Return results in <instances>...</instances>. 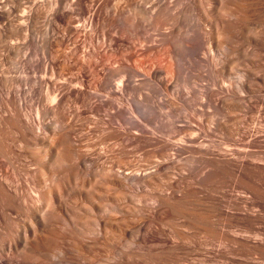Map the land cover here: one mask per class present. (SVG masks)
<instances>
[{"label":"bare ground","instance_id":"bare-ground-1","mask_svg":"<svg viewBox=\"0 0 264 264\" xmlns=\"http://www.w3.org/2000/svg\"><path fill=\"white\" fill-rule=\"evenodd\" d=\"M213 2L214 7L206 10L208 15L204 4L196 0L212 30L202 34L192 26L193 33L186 36L183 31L189 27L182 30V25L192 9L180 6L181 0H55L47 5L42 0H0V264H181L183 255L198 248L188 238L198 242L192 236L197 234L200 240V233L215 243L231 237L230 243L237 245L230 244L234 255L260 259L244 264H264V232L258 228L264 224V129L256 137L253 130H244L243 121L227 115L232 125L215 124L229 134L228 142L195 146L197 135L185 139V145L173 148L175 153L170 154L171 145L157 141L159 146L153 144L150 153L158 160H153L151 167L130 160L132 151L127 149L141 150L152 144L126 133L140 129L135 124L128 127L130 122H125L123 113L147 116L146 112L151 114L148 110L156 109L149 95L143 94L138 105L133 102L134 95L143 93V86L152 80L160 81L165 91H173L180 75V58L183 54L195 58L206 44L203 35L211 43L210 49L229 51L216 70L220 79L230 82L243 73L241 89L254 93L253 98L259 92L256 87L264 83V0ZM49 10L52 31L61 29L62 35L52 34L42 46L38 24ZM149 30L155 32L153 39ZM88 33L90 49L85 45ZM137 42L149 43L141 47L154 50L156 62L168 59L170 65L167 63L166 69L149 65L148 60L141 61L146 56L136 60ZM125 60L135 61L136 68L123 67ZM117 63L119 66L110 67ZM50 64L60 67L50 73ZM163 75L167 78L162 79ZM135 77L139 79L131 82ZM100 93L107 101L95 106L92 101ZM213 97L207 93L205 100L217 112L241 108L232 97L219 100V104ZM257 98L264 110V98ZM70 112L77 121H89V116L82 119L85 112L99 117L94 120L95 130L105 133L101 145L114 140L118 146L112 161H106L107 155L99 149L100 153L91 149L88 154L87 149L97 145L76 140L75 124L62 126ZM102 112L112 114H105L109 116L105 120L100 117ZM50 116L53 122H49ZM141 118L151 123V117ZM116 119L127 124L126 132L112 129ZM187 148L192 156L199 155V174L183 182L184 186L172 185L168 196L149 193L146 187H167L166 180L176 165L173 156ZM93 155L96 157L91 158ZM30 187L36 196L30 195ZM234 189L248 196L230 194ZM214 192L222 196L216 198ZM149 199L157 203L153 208L156 214L149 223H140L150 217L143 218ZM136 201L143 205L135 206ZM152 222L159 227L153 228ZM180 225L196 226L199 232L183 235ZM163 226L170 228L172 236ZM221 227L241 230L229 237ZM229 253H221V258L229 262Z\"/></svg>","mask_w":264,"mask_h":264},{"label":"rangeland","instance_id":"rangeland-1","mask_svg":"<svg viewBox=\"0 0 264 264\" xmlns=\"http://www.w3.org/2000/svg\"><path fill=\"white\" fill-rule=\"evenodd\" d=\"M50 1L53 2L55 0H42L44 5H47ZM200 1L202 2V4L205 5V6L202 5L205 13H207L208 10H210L211 8L214 7L213 0H200ZM204 1H206V2H204ZM182 2H183V4H182ZM181 4L182 5H180V6L187 5L188 7H190L192 9L191 10L192 14L189 15L190 17H188V19L182 25L183 28L181 27L182 30L183 29L187 30V28L189 27L188 28L189 31L188 30L186 32L183 31V33L186 36L191 35L193 33L191 31L193 29L192 26L194 28H197L198 30H200L202 32V34L203 33L204 34L209 33L212 30L211 29L212 27H210L211 26L210 22L208 20L206 21V19L203 18L204 17L202 15L203 13L197 8L196 0H183V1L181 0ZM179 7H177V9ZM193 8H194V10H193ZM193 11H194V14H193ZM50 13H51V11L49 10L48 13H47V16L45 18H43L40 21V23L38 24V35H39V38H40V45H42V46L46 45L47 39H49L52 36V34H56L57 33L56 36H61L62 35V30L61 29L60 30H55L54 32L52 31L51 25H49V21H50V18H49L50 16L49 15H50ZM210 18L214 19L211 16H210ZM208 22H209L210 25L208 24ZM197 24H199V25H197ZM195 25H197V26H195ZM187 32L189 34H186ZM154 33H155L154 31L149 30L148 35H150V37H151V35H153ZM184 34H183V36L186 37ZM86 36H87V39H86L85 45L89 46V44H90V41H89L90 33H88ZM153 37H155V36H153ZM153 37H151V38L153 39ZM156 37H158V36H156ZM202 38L204 39V41H206V44L204 43L205 45H203L201 51L200 50L198 51L197 55H195V58H194V56H192L193 58H191V56L187 55V54H183L182 57L184 59L182 57L180 58V60H179V69H180L179 78L181 77L182 80L179 79V78L177 79V82H176L177 85H175V89L173 91L172 90H171V92L167 91V90L165 91V88L161 87L162 85L160 84V81L152 80L149 85L145 84L143 86L144 87L142 89L143 93L141 91V92H138V93H136L134 95L133 102L137 101V102L134 103L135 105H138L139 104L138 101L143 99L144 95L146 94V96L149 95V100L152 99L150 102L156 108L155 110L152 109L155 114L152 112V110H148V111H151L150 112L151 114H149V112L148 113L146 112L147 116L145 115V113L142 114L140 112H137V114L136 113H123L124 117L126 118L125 122L126 123L130 122L128 124L129 125L128 127H130L131 125L135 124V126H137V127L139 126L138 128L140 129V131L132 130L130 132V131L125 130V128L127 127L126 126L127 124L123 123V122H121V123H123V124H121L120 121H118V119L114 120L115 122L114 121L112 122L113 123L112 124V129L114 128L116 130L117 128H119L117 130H120L122 132H126L127 131L126 133L129 132L130 134H134V136H138V138H141L143 140L145 139V141H148L150 144L152 143L151 147L148 146V147H146L144 149H141V150H137V149L134 150V148L132 146L127 148L129 151H132V153L130 155L133 158L131 157L130 160H132L134 162H137L136 164L143 165V167H149V166L151 167L153 165L152 161L154 160L153 162H155L158 159H155L153 156H151L150 149H151V152H152L155 149L153 147L154 146L153 144L156 145L155 147H158L159 143H161V142H162L161 144L168 143L169 145H171L170 146L171 147V149H170L171 152L173 151L172 150L173 148L179 149L183 145H185L183 143L185 139L187 140L190 137L197 136V135L199 136L198 142H197L198 144H196L195 146L203 144V146L213 147L214 145L223 144V143L228 142L229 139H227V137L229 136V134L225 130L220 129L215 124L218 121H221V122L226 123L227 125H232L233 122L231 121V119L227 115H230L231 117H234V118H236L238 120L240 119V121H243V124L241 123L242 124L241 126L244 128L245 131H247V129H248V131L253 130L252 133L255 134L256 137H260V135H262L260 133V129L261 130L264 129V110H262V108H261V106L259 104V98H257L258 99L257 100L256 96L264 98V83H263V85H262V83H260L256 87V88H258V91L260 93L256 92L255 93V98H253L254 97V93H252V94L250 93L252 95L251 96L250 94H247V92L245 93V91H243L241 89V84H239V83H242L243 81H245V78L242 77L243 73H240L241 75H238L239 78L236 77L235 78L236 80L233 79L234 81L232 80L230 82H226V81L221 80L220 77L218 76V74H216V70L219 68V63L221 61H223V60L228 58L227 56H229V51H227L225 49V50H223V52L222 51L216 52L215 50L210 49V48H212L211 47L212 45H211V43H209V41H207L205 39V38H207V36L205 37V35H203ZM72 39H70L71 42L69 41V44H72V42H73ZM143 44L146 45L147 43H143ZM143 44H140L139 42L136 43V47H138V49L140 48L142 52L145 50L144 53L141 52V54L138 52L139 50L137 48L134 50V52L137 50L136 53H135L136 54V60H138L139 57H141L140 58V60H141V59H143L146 56V58H144V60H141V61L147 62V60H148L149 63L148 62L147 63L149 65H156V66H159V67L164 68V69H166L170 65V62H168L169 61L168 59L167 60L164 59L165 61H162L160 63L156 62V54H155L154 50H149L150 52H148V50L146 48H144L143 46L141 47V45H143ZM147 45H149V43ZM51 47L53 48V49L51 48V50H55V48H56V47H53V45ZM90 48L91 47L89 46V49ZM61 50H63V47L61 48ZM145 52H147V55L145 54ZM137 53L139 55H141V56H139ZM184 56H186V57H184ZM191 59H192V61H191ZM194 62L196 63V65H194L195 64ZM192 63H194V64H192ZM57 65H59V64H57ZM123 65H124L123 67L126 66L125 68H131V67L132 68H136L135 61L125 60ZM191 65H192V67H191ZM117 66H119V63L113 64L110 67L114 68V67H117ZM58 67H60V65L59 66H56V65L53 66L52 64H50L49 72L51 73L52 71L58 70L59 69ZM240 69L242 71H245V70H247V67L246 66H244V67L240 66ZM211 73H213V74L211 75ZM259 74L261 76V73H259ZM215 75H217V77ZM86 78H88V75H86ZM161 78L165 79V78H167V76L163 75V77H161ZM138 79H139V77H135V78H132L130 81L134 82L135 80H138ZM214 79H215V81H214ZM216 79H218V81L220 79L221 81L217 82ZM155 82H156V85H155L156 87L154 86ZM158 83H159V85H158ZM136 84H138V83H136ZM259 86H260L261 89L263 88L262 91L259 88ZM153 87L155 89H157L158 92L159 91L160 92L158 93L156 90L153 89ZM162 88H164V89H162ZM232 91H235V92L231 93ZM139 93H141V95H139ZM207 93L213 94V96H214L213 97V100H214L213 102H215V103L217 102L218 104L221 103L219 100H223V99H227V98H231L232 97V100H234V101L236 100L235 102L237 104H239V106L241 105V108L237 109V111L236 110L235 111H227L225 113L224 112H217L213 108L212 104L207 103V101L205 100V95ZM235 93H236V95H235ZM179 94H181L180 96H183L181 101H179L180 99L177 100L178 97H179ZM100 95H103V93H100L99 96L96 97L95 99H93V101H92L95 106L102 105V104L105 105V103L107 101V98L105 97V95H103V97H105V99L103 97H101ZM150 95H152L153 97H151ZM189 98H191V100ZM173 99H175V100L173 101ZM247 99H249V100L247 101ZM145 103H147V102H145ZM184 104L188 105V106H185ZM156 105H157V107H156ZM252 105L254 106V109H251ZM189 106L190 107L192 106L191 109L187 108ZM159 108H161V109H159ZM176 108L179 109V110L176 111L175 110ZM245 108H247V109H245ZM31 109H32V107H31ZM33 109H34V107H33ZM250 111H253V112H250ZM32 112H35V111H32ZM206 113H207V115H206ZM73 114H72V112H70V114L67 115V118L63 122L62 126H66L67 127L68 123H69V125L75 124V126L78 127V129H77L78 135H75V139L76 140L80 139L83 142V144L87 143V144H91L93 146V143H94V144L97 145V146H93L92 148H88L87 149L88 154H89L91 149L94 150V151L97 150V152H98V149H99L101 153H103V154L105 153L107 155L106 156V161H112L111 159H113V156L116 155V150H118V146L115 145V141L114 140H109L107 145H101L103 143L100 140L104 138L105 133L104 132H100V131L97 132L95 130L96 129V124H95L96 122L94 120V118H99V117H94L90 113L85 112L83 114V116H82L83 117L82 119L85 118L84 116H86V117L89 116L88 118L91 117L90 119H88L89 121H87V120H85V121H82V120L77 121L78 119L75 118V114H74V118H72L71 115H73ZM99 114H100V117H102V118L105 117L104 119L108 120L109 116H106L105 114H112V113H103L102 112V113H99ZM69 115H70V117H69ZM142 115H144V116H142ZM196 115H198V116H196ZM208 116L211 117V118H209V120H208ZM141 117H145V118H148V119H149V117H151L150 118L151 123H152V124L150 123L151 127H150V124L149 123L147 124L146 123L147 121H145L144 118H141ZM53 121H54V117L50 116L49 117V122H53ZM154 124H155V126H153ZM55 126L58 127L59 124L55 123ZM122 126L124 128H122ZM157 127H158V129H157ZM160 127L162 128V130H161ZM164 128H166V129H164ZM255 129H257V130H255ZM165 130H167V131H165ZM147 138H148V140H146ZM228 138H230V136ZM235 138H240V137L236 136ZM257 139H259V138H257ZM260 139H261V141H263L262 136H261ZM260 139H259V141H260ZM98 141L101 142V143H99ZM104 144H106V143H104ZM172 145H174V146L172 147ZM187 145L189 146L190 144H187ZM105 146L107 148H109V149H107ZM111 148H113V149L111 150ZM189 151L190 150L188 148L187 149H183L177 155L173 156V157H176L175 158L176 159L175 160L176 161V165L173 167V169L171 171V174L169 176L170 178H168L166 180V182H167L166 186L167 187L164 186L163 188H160V189L158 188L160 191L157 188H155V187H154L155 189L153 187H146V190L149 193L158 192L159 194H161L163 196H168V195L171 194V192L173 190L172 185L184 186L187 180L191 181L192 178L195 175L199 174V170H201V168H200L199 162L196 159V157H199V155L195 154V155H193V156H195V160L191 159V157H189V155H191V153H189ZM100 152H98V153H100ZM171 152H169V153L170 154H174L175 153V151H173V153H171ZM149 156L151 158H154V159H151ZM90 157L91 158H95L96 156L93 155V156H90ZM109 157H111V158H109ZM166 159H169V158L167 157ZM193 163H195V165ZM193 168H194V171H193ZM190 170H192V171H190ZM176 181H178L179 183L176 182ZM183 182H185V183H183ZM29 189H28V192H30V195L33 194L34 196H36V193L32 190V188L30 187ZM227 190H229V189H227ZM229 193L233 194V195H238V196H240V195L248 196L246 194L244 195L242 193L241 189H234L233 192L230 190ZM212 194L216 198L217 197L220 198L222 196L221 194H218V196H217V193H215V192L212 193ZM156 204L157 203H156V201L154 199H149L148 200V205H149L148 209L149 210L147 209L148 211L147 210L143 211V218L145 217V215L146 216L149 215L150 217H148V216L145 217L143 219L144 222L142 220H140L139 221L140 223L141 222L142 223H149L150 219L155 216L156 211L153 208H154V206ZM138 205H143V204L138 202V201H136L135 202V206H138ZM144 212L145 213L148 212V213L145 214ZM230 212L237 213L234 210L233 211L231 210ZM249 212H251V210ZM152 213H153V215H152ZM146 219H147V221H146ZM157 222H159V221H157ZM155 223L156 222H152L153 225L151 223L150 224L152 225L153 228H156L157 226L159 227V225L157 224V226H156ZM178 223H179V221H178ZM180 223H182L181 220H180ZM181 226L182 225H180L179 229H181L184 232L183 233L181 231L183 233V235L187 234L190 237V236H192V234H195V233L199 232L198 231L199 229L196 228V226L195 227L193 226L194 229L188 228V227H185V226L181 227ZM166 227L167 226H163V228L166 231L169 230L168 232L170 233L171 232L170 228H168V227L166 228ZM221 228H222L221 232L227 233V235H229V237H230V235L231 236H235L236 233H234V232H236L237 230H241L240 227H235V228H232V229H230V228L228 229V227L227 228L226 227H221ZM258 228L261 229V231L264 232V224L258 225ZM185 231H187V232H185ZM192 232H195V233H192ZM169 233H167V234H169ZM200 234H198V235L201 236V237L198 236V237H200V240H199V238H197V236H196L197 234L192 236L193 238L198 240V242L200 241L199 243L193 241V239L191 240V237L188 238V240H189L188 242L192 241L194 243L192 245L194 247H195V245L198 247L197 248L198 252H197V249H196V252L194 251V252H191V254H189V255H183L184 259L182 258L183 262H182V260L180 261V262H182L181 264H230V263L232 264V261L235 262V263L233 262L234 264H244L245 262H260V259H258L256 256L248 257L247 255L243 256L242 254H239V256H238V254L234 255L235 253L233 254V252L230 251L232 249L230 246L231 245L232 246H237V245L235 243H230L231 242L230 241L231 237L227 238V240L229 239V241L224 240L221 243L220 242L215 243L216 241H209V242H211V243H209L208 242L209 239H207V237H205L206 234H204V233H200ZM170 236H172L171 233H170ZM188 236H186V237H188ZM204 237L207 240H205ZM203 239H204V241H203ZM174 240L177 241L178 239L174 238ZM178 242H179V240H178ZM203 242H204V244L206 243V245H205L206 247L204 246ZM207 243H208V246H207ZM189 244H191V243H189ZM209 244H211V245H209ZM134 247L138 248L137 245H134ZM199 247H201L200 248L201 250L199 249ZM207 249H209L211 252L209 250H207ZM226 252H228V253L230 252L228 254V257L231 258V260H229V262L227 260L225 261L224 258H221L222 257L221 253H226ZM184 256H186V257H184ZM214 259H215V261H214Z\"/></svg>","mask_w":264,"mask_h":264}]
</instances>
